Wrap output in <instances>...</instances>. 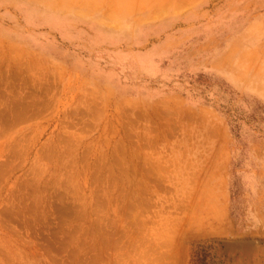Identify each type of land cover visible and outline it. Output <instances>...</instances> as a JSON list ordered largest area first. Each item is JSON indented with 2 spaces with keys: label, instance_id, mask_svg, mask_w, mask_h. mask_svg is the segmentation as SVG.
Instances as JSON below:
<instances>
[{
  "label": "rangeland",
  "instance_id": "obj_1",
  "mask_svg": "<svg viewBox=\"0 0 264 264\" xmlns=\"http://www.w3.org/2000/svg\"><path fill=\"white\" fill-rule=\"evenodd\" d=\"M209 240L264 264V0H0V264Z\"/></svg>",
  "mask_w": 264,
  "mask_h": 264
},
{
  "label": "trees",
  "instance_id": "obj_2",
  "mask_svg": "<svg viewBox=\"0 0 264 264\" xmlns=\"http://www.w3.org/2000/svg\"><path fill=\"white\" fill-rule=\"evenodd\" d=\"M213 240L204 241L196 245L191 264H226L222 257L216 255Z\"/></svg>",
  "mask_w": 264,
  "mask_h": 264
},
{
  "label": "bare ground",
  "instance_id": "obj_3",
  "mask_svg": "<svg viewBox=\"0 0 264 264\" xmlns=\"http://www.w3.org/2000/svg\"><path fill=\"white\" fill-rule=\"evenodd\" d=\"M253 243V242H252ZM246 252V251H245Z\"/></svg>",
  "mask_w": 264,
  "mask_h": 264
}]
</instances>
